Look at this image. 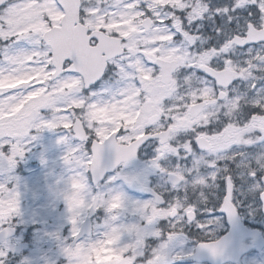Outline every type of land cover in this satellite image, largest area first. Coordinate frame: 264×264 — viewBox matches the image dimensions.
I'll return each instance as SVG.
<instances>
[{"label": "snow or ice", "instance_id": "obj_1", "mask_svg": "<svg viewBox=\"0 0 264 264\" xmlns=\"http://www.w3.org/2000/svg\"><path fill=\"white\" fill-rule=\"evenodd\" d=\"M129 2L135 3L134 10L143 21L150 22L153 28L163 30L162 34L170 37L163 45L157 41L147 46L162 47L179 62L172 72V79L180 99L175 100L167 92L153 97L134 76L131 83L139 90L135 112L140 113L144 106L152 111L144 113L142 126L139 123L130 126L123 121L119 126L109 125L113 132L105 138L103 129L90 114L96 108L121 103L132 91L125 83L127 73L134 71L128 67V61L134 59L128 49L111 58L101 52L102 63L99 65H94L86 56L77 29L92 18L95 11L88 0H0V40H27L35 45L30 51L5 54L4 61L8 66L23 65L28 71H42L45 77L41 79L36 75L21 86L0 91V104L19 103L29 98L18 112L5 108L8 115L4 123L9 127L0 130V171L14 168L16 158L23 157V140L29 138L32 129L39 132L44 128H62L67 135L60 137L57 143H67L72 138L81 142L76 147H69L64 161L76 162L75 171L86 179L87 185L89 171L99 174L103 170L105 146L109 149V162L115 167L127 166L136 159L142 146L155 145L150 168L169 177L175 198L153 192L152 199L133 206L139 223L129 226V234L141 227L148 235L144 237L141 252L134 254L129 250L125 256H133L132 264H167L170 242L182 234L181 225L190 224L202 231L214 226L213 213L207 211L209 189L219 188L213 207L222 206V211L233 220L240 212L235 199L237 180L247 182L249 191H257L264 200V0H171L163 6L155 0H117V3ZM209 15L219 16L223 23L214 26V43L205 47L198 39L199 28L203 25L196 22ZM106 31L101 29V32ZM85 35L89 49L99 48L100 37L93 35L91 28ZM111 35L122 45L129 42L128 37L119 32ZM246 46V59H234L235 51ZM139 47L141 51L137 56L156 79L161 75L162 65L143 55L145 45ZM160 54L157 52L158 56ZM201 61H206V65ZM232 66H236L239 75L234 74L227 83L218 80L219 74L233 72ZM4 72L5 68H0V76ZM241 84L243 91H240ZM205 98L214 102L210 104L211 114L206 122L181 126L176 117L187 113L193 100L197 106H204ZM43 109L52 110L51 119L46 120L41 115ZM204 112L209 113V108ZM232 130L237 133L234 140L228 136ZM181 134L185 135L182 142L177 139ZM30 138L36 139L35 136ZM93 139L97 140L95 144H91ZM89 144L90 154L87 152ZM249 150L255 154L249 156ZM173 153L178 159L191 158L192 166L164 167L162 159ZM201 160L209 169L206 175L200 174ZM116 179V176L112 177L113 181ZM123 179L133 185L137 176L125 175ZM142 190L151 191L149 188ZM100 194L108 199L114 196L126 201L123 192ZM63 196L71 212L73 205L67 190ZM0 201L6 204L0 215V232H9L5 225L19 211V194L9 180L0 183ZM153 206L162 211L149 214L148 210ZM201 207L209 217L206 221L200 218ZM76 231L78 229L73 227L72 237ZM154 238L164 242L154 250L151 258L145 259L144 249ZM72 242L71 239L68 244ZM223 244L224 241L217 240L200 247L216 255ZM64 253L69 264H75L67 247ZM5 257L6 251L0 250V264H4Z\"/></svg>", "mask_w": 264, "mask_h": 264}, {"label": "rangeland", "instance_id": "obj_2", "mask_svg": "<svg viewBox=\"0 0 264 264\" xmlns=\"http://www.w3.org/2000/svg\"><path fill=\"white\" fill-rule=\"evenodd\" d=\"M88 1L96 3L91 6V9L95 10L92 12V18L89 19L90 21L87 20V23L91 25L93 23H95V26L102 24L105 27L122 25L120 31L119 29L117 31L122 36H127L128 41L131 43L134 41H153L155 43L160 41L163 45L164 41L170 39V37L162 34L163 30L155 28H152L153 31L148 34L150 35L149 38H143L144 36L137 28L140 23V14L134 10V2L117 3V0ZM155 2L163 6L171 0H155ZM215 17L209 15L208 18L199 23L203 25V28L200 27V29L209 31L208 36L211 37V40L215 38L214 26H216V21L219 20L218 25L223 23L219 16ZM36 27H39V24ZM203 37L199 36L198 39L206 47L207 40ZM129 42L127 46L131 47L133 44ZM11 44L13 46H4L0 51V68H5L4 75L0 76V91L21 86L36 75H39L41 79L45 78L42 71H28L23 65L8 66L4 61L5 54L12 55L20 51H30L35 47L27 40H12ZM157 52L161 53L159 55L161 58L177 61L173 55L165 52L162 47L153 48V53L150 51L151 55H157ZM245 53L246 51H237L234 57H236V60L246 59ZM130 63H137L142 69V62L137 58L136 60L135 58L129 60L128 67ZM201 63L206 64V61H201ZM258 74L260 73L258 72ZM129 77L130 72L126 75V82L130 80ZM136 77L141 82L146 81V77L143 75ZM148 77L151 79L152 75L149 74ZM156 83V79L146 81V84L149 85L148 90H157ZM243 88V85H241L240 91H243ZM158 96L159 92L154 97ZM28 99L26 97L19 103L9 101L7 104H0V130L9 127L4 123L8 115L5 108H8L11 112H18L28 102ZM98 110L100 108L94 109L90 115L98 124H102ZM210 113L211 111L207 114ZM41 115L46 120L51 119L52 110L43 109ZM139 121L142 123V119ZM66 134L67 132L62 128L55 130L44 128L39 132L35 129L30 130L29 138L23 140L25 145L23 157L16 158L14 168L9 171H0V183L9 180L12 187L19 194L18 214L11 216L7 223L17 229V235L10 240V248L18 257L17 264H69L68 257L64 253L65 247L73 254L75 264H120L122 253L126 251V247H124L126 241H121L122 249L117 248L119 240H116L113 236L116 233L111 231L112 226L118 221L129 219L123 227L130 235L129 226L139 223L138 215L133 213L131 206L137 202L143 203V201L132 196L127 197L126 191L128 190H124L122 184L116 182V180L113 181V176L108 177L105 183L97 189H93L90 181L87 185L86 179H82L81 174L75 171L78 167L76 162L73 161L72 164H69L64 161V156L69 147H74L68 144L69 141L67 143H57L60 137ZM31 136H35L36 139H31ZM250 154L254 155L255 152ZM137 179L141 182L142 176H137ZM158 182L159 180H157ZM136 189L137 187H134L133 191ZM65 190H67V193H71L69 195L73 205L71 212H69L63 196ZM109 192H123L126 201L117 199L114 196L108 199L107 196L100 194ZM5 208V202L0 201V215L3 214ZM89 216L100 221L95 222L92 238L83 239L75 248H71L68 242L72 239L73 227L79 229L83 218ZM71 217L74 219H70ZM102 239L108 241V244H103ZM135 244L136 242L133 245Z\"/></svg>", "mask_w": 264, "mask_h": 264}, {"label": "flooded vegetation", "instance_id": "obj_3", "mask_svg": "<svg viewBox=\"0 0 264 264\" xmlns=\"http://www.w3.org/2000/svg\"><path fill=\"white\" fill-rule=\"evenodd\" d=\"M89 4L90 6H94L96 3L89 2ZM139 19L140 23L137 25V28L139 29L140 33L144 36L143 38L147 39L150 36L148 34L153 31V27L151 24H149L148 26L143 25L144 21L141 19V17H139ZM200 22L201 21H197L196 23L199 24ZM91 23L93 22L91 21ZM217 23H219V20H217L215 24L216 26H219ZM94 24L95 23L91 25L86 21L85 24L79 26L81 29H85L84 32H81L79 30V37L81 39H85V37H87L85 33L89 28H91L93 32L96 31L98 33H100L101 29L103 28L107 31L101 33L110 38H114L111 33L118 32L117 29H119L120 31V29L122 28V25H112L110 27H105L102 24H98L96 26ZM204 31L205 30L199 28V36H201V38L204 36ZM206 40H208V42H206L207 46L212 45L214 43V40ZM129 43L133 45L131 47H128L127 45H122L119 40L121 52L125 48H127L130 56L134 55L132 57H134L135 60L137 58L140 62H142L139 56H137V53L141 51L139 45L143 44L145 45L143 49V55L146 56L149 60H153L156 63L162 65L161 75L156 78L157 83L155 85L157 86V90L150 91L153 97L158 92L159 95L161 92H167L168 94L172 95L175 100H179L180 97L176 96L177 85L172 79V74L170 75V78L167 77V66L164 64V62L172 60L161 58L156 54L151 55L150 51H152L153 53V48L148 47L147 45L154 44L155 42L153 41H134L133 43ZM4 46L13 45L11 44V41L4 42L3 40H0V49L4 48ZM237 51H247V46L244 49H237L234 53L235 55ZM234 59H236V57H234ZM232 67L234 69L233 72H224L229 74L231 77H220V79H218L227 83L232 79L234 74L239 75L236 68H234V66ZM129 68L134 69V71H129L130 80L126 82L127 78H125V83L128 85L129 88L133 89L131 93H129L121 103L113 104L111 107L98 110L99 117L101 118L102 123L99 125L103 129L105 138H107L113 132V129L109 127V125L119 126L120 122L123 121L125 123H128L130 126L137 125L138 123L139 126H142V123H140L139 120L142 119L144 113L152 111V109L148 106H144L141 109L140 113L135 112V108L139 104V101L136 99L139 90L135 89V86L131 83L132 78L134 76L136 77L139 75H143L144 77H146V81L154 80L153 78L150 79L148 77L149 74H151V69L145 68L143 62V71L137 63H130ZM257 75L260 74L257 73ZM146 81L143 80L142 84H144L145 87H147L148 89L149 85L146 84ZM184 83L185 85L188 84V82L186 81H184ZM211 103L214 102H210L207 98H205V105L197 106L195 100H193V103L189 106L188 112L185 113L182 117L177 116L176 119H179L178 121L180 122L181 126L185 124L190 125L191 123H199L202 120L206 122L209 114L205 113L204 109L209 108L210 112ZM160 111L164 112L163 109H160ZM215 111L218 112L219 109L216 108ZM236 135V130H232L228 133L229 138L233 140L235 139ZM184 138L185 135L181 134V136L177 139L182 142ZM68 141V144L74 147L81 143L76 138L69 139ZM96 142L97 140L93 139L91 144ZM91 144H89L87 148L88 154L91 153ZM154 148L155 145H149V148H144L142 146V148L138 151L136 159L130 161L127 166L116 165L115 167H112L111 163L109 162V149L107 148V146H105L104 159L102 161V165L104 168L111 169L104 175L103 179L98 184V186H92L93 189L99 188L100 185L105 183L108 177L116 175V182L122 184L124 190H128L126 191L127 197L132 196L144 202L153 198V192H163L167 195L172 196V198H175V194L172 193L170 189L169 177L165 176L162 173H159V171L156 169L150 168V161L155 155ZM253 152L255 151L249 150V156H251L250 153ZM161 163L164 167L169 169L174 168L177 164L182 167L190 168L192 166L193 160L191 158L178 159L177 157H175V153H173L171 155H166L165 158L162 159ZM199 171L201 175H206L209 172V169L205 166V161L203 160L200 161ZM127 174H135L136 176L141 175L142 181L139 182V180L137 179L133 183V185H129L123 179V177ZM157 180H159L158 183ZM134 187H137L135 191H133ZM236 187L238 190L235 193V199L238 201V207L240 208V212L238 213V216L235 218V220L230 219L227 213L222 211V206L221 208L214 209L212 202L219 196V188L209 189L207 211L213 213L211 218L215 221L214 226L202 231L190 224L186 226L181 225L182 234L179 235L176 240L170 242L169 257L167 264H264V200L261 199V195L257 191H249L250 185L247 182L237 180ZM143 188H149L151 189V191H144L142 190ZM191 195L192 193L189 192V196ZM135 204H132L131 208H133ZM148 211L149 214H154L155 212H160L162 210L155 209V207L153 206V208L149 209ZM200 218L205 221L209 218L205 212L204 207H201ZM86 220H88L89 222V235L82 237L78 242H74L75 237L77 235V232H75L72 237L73 242L72 244H70L71 248H75L78 243H80L83 239L92 238L95 222H98L99 219L94 220L92 217L89 216ZM128 221L129 219L120 222L118 221V223L112 226L113 229L111 231L116 233V235L113 236H115L116 240H119L117 248H123L121 244V241L123 240L126 241L124 245V247H126V251L132 250L134 254H138L143 250L144 237L148 235V232L144 228L136 227L133 230V233L131 235H128L126 229L123 227V225ZM5 228H12V226L10 224H6ZM16 235L17 229L15 228L14 237ZM12 238L13 237L7 238L6 234L0 232V250L6 251L4 264H17L18 257L10 248V240H12ZM217 240L224 241V244L222 246V249L216 255H213L207 249H202L200 247L201 244L212 243ZM102 241L103 244H108V241L104 239H102ZM134 242H136L135 245H133ZM163 242L164 240L162 239L154 238L153 241L149 243L148 247L144 249L145 259L151 258L154 250L159 247L160 243ZM125 252L122 253L120 264H132L133 256H125ZM177 256H179V258H176Z\"/></svg>", "mask_w": 264, "mask_h": 264}, {"label": "water", "instance_id": "obj_4", "mask_svg": "<svg viewBox=\"0 0 264 264\" xmlns=\"http://www.w3.org/2000/svg\"><path fill=\"white\" fill-rule=\"evenodd\" d=\"M147 23L148 22H146L145 24H147ZM83 45L87 48L86 43H83ZM111 48L112 47H108V46H104V47L100 46L97 49H87L88 54L86 56L91 58V60L93 61L94 65H99L100 63H102V58L100 57L101 52L107 54L110 51ZM113 48H114V50H113L112 54L111 55H107V58L113 57V56L118 54V51L114 47V45H113ZM175 67H176V65H175L174 62L169 63V67L167 69V73L170 74L171 72H173ZM220 77H231V76L229 74H227V73H221V74L218 75L219 79H220ZM102 169L103 170L99 174H93V173L90 172L91 180H92L94 185H96L102 179L103 175L106 172L110 171L109 168H104L103 165H102ZM13 234H14V230L13 229H10L9 232H6L7 237L8 236H12ZM84 234H88L87 221L82 225L81 231L78 233L75 241H77Z\"/></svg>", "mask_w": 264, "mask_h": 264}, {"label": "clouds", "instance_id": "obj_5", "mask_svg": "<svg viewBox=\"0 0 264 264\" xmlns=\"http://www.w3.org/2000/svg\"><path fill=\"white\" fill-rule=\"evenodd\" d=\"M68 195H71V193H68Z\"/></svg>", "mask_w": 264, "mask_h": 264}]
</instances>
